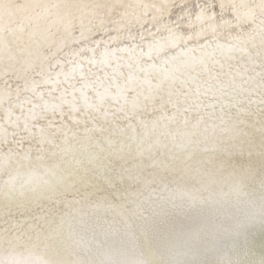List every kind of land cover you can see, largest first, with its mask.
<instances>
[{
	"label": "snow or ice",
	"instance_id": "obj_1",
	"mask_svg": "<svg viewBox=\"0 0 264 264\" xmlns=\"http://www.w3.org/2000/svg\"><path fill=\"white\" fill-rule=\"evenodd\" d=\"M0 264H264V0H0Z\"/></svg>",
	"mask_w": 264,
	"mask_h": 264
},
{
	"label": "bare ground",
	"instance_id": "obj_2",
	"mask_svg": "<svg viewBox=\"0 0 264 264\" xmlns=\"http://www.w3.org/2000/svg\"><path fill=\"white\" fill-rule=\"evenodd\" d=\"M259 257L257 256V259H258Z\"/></svg>",
	"mask_w": 264,
	"mask_h": 264
}]
</instances>
